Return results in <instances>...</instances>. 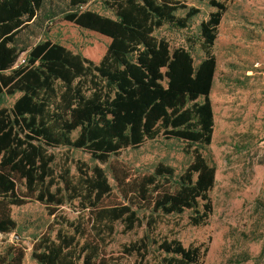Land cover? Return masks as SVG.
Listing matches in <instances>:
<instances>
[{"label": "trees", "instance_id": "obj_1", "mask_svg": "<svg viewBox=\"0 0 264 264\" xmlns=\"http://www.w3.org/2000/svg\"><path fill=\"white\" fill-rule=\"evenodd\" d=\"M48 1L0 0V99L20 94L11 107L0 108V236L16 229L15 207L38 202L53 218L32 242L38 264H121L132 256L150 264L151 246L160 264H202L208 248L177 238L145 235L124 245L118 257L108 246L117 223L126 231L144 226L153 232L167 216L190 211L189 224L202 227L213 214L216 169L201 149L211 145L214 132L212 49L230 0H200L216 11L199 27L206 56L198 66L187 49H171L155 36L167 24L190 26L200 11L185 0H103L114 18L85 10L87 0H70L64 21L111 40L98 63L48 40L30 50L19 47L18 35ZM159 136L193 148L180 175L164 163L141 173L113 161ZM61 147L84 151L99 165L60 160L55 150ZM101 165H108L113 183ZM26 254L27 247L13 241L0 264H24Z\"/></svg>", "mask_w": 264, "mask_h": 264}, {"label": "rangeland", "instance_id": "obj_2", "mask_svg": "<svg viewBox=\"0 0 264 264\" xmlns=\"http://www.w3.org/2000/svg\"><path fill=\"white\" fill-rule=\"evenodd\" d=\"M70 0H49L34 23L18 35L20 48L30 50L43 41L60 44L100 62L111 40L84 30L63 20ZM85 10L114 18L103 6V0H87ZM186 5L199 9L187 29L164 25L155 36L165 39L171 49H187L198 66L205 58L199 42V27L216 9L207 2L185 0ZM186 11H179L184 16ZM216 73L210 94L214 114L211 145L201 149L203 156L216 169V183L210 192L213 214L206 226L189 224L190 211L164 218L153 232L146 228L126 231L117 223L109 238L108 252L118 257L124 245L147 235L151 240L177 238L185 246L205 245L208 248L202 264H264V0H230L224 13L212 49ZM23 54L17 65L24 62ZM20 96L0 99V108H9ZM76 135H74L75 137ZM190 145L159 136L138 148H128L113 156L137 172H152L159 163L172 166L180 175L192 160ZM58 159L84 161L99 165L81 150L58 148ZM113 183L108 165H101ZM73 173L76 172L72 166ZM117 201L116 197L112 198ZM74 218L72 208L64 210ZM143 216V213H140ZM16 229L0 236V254L12 243L27 247L24 264H38L31 257L33 240L53 221L38 202L13 209ZM150 264H160L155 246L150 247ZM121 264H138L135 256L124 258ZM141 264H145L142 262Z\"/></svg>", "mask_w": 264, "mask_h": 264}]
</instances>
